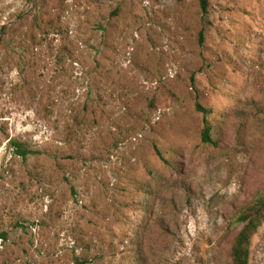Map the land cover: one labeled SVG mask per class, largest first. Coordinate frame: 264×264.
Instances as JSON below:
<instances>
[{
  "label": "rangeland",
  "instance_id": "374dc122",
  "mask_svg": "<svg viewBox=\"0 0 264 264\" xmlns=\"http://www.w3.org/2000/svg\"><path fill=\"white\" fill-rule=\"evenodd\" d=\"M260 192L264 0H0V264H231Z\"/></svg>",
  "mask_w": 264,
  "mask_h": 264
},
{
  "label": "trees",
  "instance_id": "16d2710c",
  "mask_svg": "<svg viewBox=\"0 0 264 264\" xmlns=\"http://www.w3.org/2000/svg\"><path fill=\"white\" fill-rule=\"evenodd\" d=\"M202 7L204 11H207V0H202ZM197 109L204 113L209 112L208 109L199 103L197 104ZM212 130L213 127L211 124L206 122L202 134L205 143H215L212 138ZM11 143L16 148V151L23 157H27V155L31 153V150L27 148L24 142L13 140ZM156 151L157 154L162 157L157 147ZM235 221L238 224H242V227L233 239L230 251L231 264H250L252 239L264 223V192L258 193L245 204L237 213Z\"/></svg>",
  "mask_w": 264,
  "mask_h": 264
}]
</instances>
